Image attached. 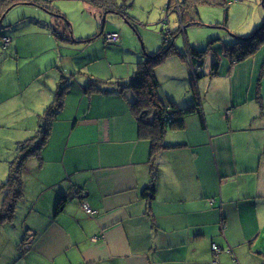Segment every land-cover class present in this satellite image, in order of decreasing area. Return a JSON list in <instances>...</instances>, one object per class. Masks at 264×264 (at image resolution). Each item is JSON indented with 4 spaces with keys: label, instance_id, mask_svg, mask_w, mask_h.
Here are the masks:
<instances>
[{
    "label": "crops",
    "instance_id": "obj_1",
    "mask_svg": "<svg viewBox=\"0 0 264 264\" xmlns=\"http://www.w3.org/2000/svg\"><path fill=\"white\" fill-rule=\"evenodd\" d=\"M81 1L96 20L99 11ZM169 1L181 0L156 3ZM10 38L0 57V208L16 143L34 133L60 81L50 65L26 68L11 82L5 63L8 54L19 56L23 41ZM30 44V56L38 52L41 60L58 54L51 34ZM178 56L167 74L185 80L189 50ZM214 58L191 72L199 104L183 128L166 129L169 147L157 156L152 197L143 194L151 183L150 141L139 137L128 95L85 93L87 76L103 77L98 73L76 79L45 144L25 162L23 196L0 223V264H264V44L241 61L219 52L216 73ZM126 70L119 76L131 74ZM161 86V100L180 107L161 96Z\"/></svg>",
    "mask_w": 264,
    "mask_h": 264
},
{
    "label": "rangeland",
    "instance_id": "obj_2",
    "mask_svg": "<svg viewBox=\"0 0 264 264\" xmlns=\"http://www.w3.org/2000/svg\"><path fill=\"white\" fill-rule=\"evenodd\" d=\"M131 1L132 6L129 7L128 13L135 19L128 22L114 14H107L104 21L103 17L98 14L96 20L91 19L89 12H82L81 0H53L51 4L49 3L50 8L60 11L59 13L66 17L69 24L68 29L63 26L61 31L57 29L56 17L41 7L28 4H17L11 7L0 19V57L5 56L6 51L2 37L9 36L13 39L17 37L23 41V44L20 47L19 56L15 53L8 54L10 58L8 63H5V67H7L6 70L10 69L6 74L9 80L15 81L16 84L18 72H23L26 68L41 66L46 69L50 65L53 67V72H56L60 78L63 75L75 73L76 79L82 81L86 80L85 73H94L96 77L98 74L103 76L98 77L99 79L115 80L123 78L119 75L122 70L128 68L132 72L131 74L129 71L126 72L123 79H129L136 69L137 62L144 60L145 54L154 55L162 46V34L180 27L177 13L167 12L166 3L159 6L156 3L157 0L154 2L141 0L144 4L139 0ZM229 1L227 5H198L197 16L192 15L195 20L185 22L184 27L172 40L173 47L182 54H186L189 48L206 50L202 59L205 66H210L212 56L214 57L215 53L219 55V47L232 43L236 38H246L252 35L264 20L262 0ZM151 4H154V7ZM43 17L53 19V26L45 28L44 21L46 20H42ZM101 29L103 34L98 35ZM53 31H56L59 36H55ZM110 32L118 33L121 37L119 42L107 43L104 40V35ZM44 34H51L56 40L58 54L54 53L51 61L50 59H39L41 56H38V52L37 56L34 54L30 56L31 51L34 50L29 49L30 43L34 39L39 40ZM87 37L92 39L87 41ZM163 46L167 47L168 44H163ZM93 55L97 59L89 61ZM178 57L180 58L177 54H168L154 67V72L160 79L157 78L158 82L162 83L160 88L164 89V92L160 89L161 96L166 94L168 97L177 98L175 102L180 107H186L192 105V101L194 102L193 91L195 90L193 89L196 88L194 82L190 81L193 76L191 71H185L187 75L185 80L170 78L167 74L173 65L177 66L173 62ZM103 64H106V68ZM80 65L84 67L82 70H80ZM120 68L121 72H118ZM205 76L206 74L201 78ZM76 82L74 80L72 84ZM126 91L132 98L133 91L130 89ZM170 99H166L167 105Z\"/></svg>",
    "mask_w": 264,
    "mask_h": 264
},
{
    "label": "trees",
    "instance_id": "obj_3",
    "mask_svg": "<svg viewBox=\"0 0 264 264\" xmlns=\"http://www.w3.org/2000/svg\"><path fill=\"white\" fill-rule=\"evenodd\" d=\"M53 0H0V19L3 14L6 13L11 7L17 4H32L37 7L43 8L45 11L52 13L59 23H62L64 28L68 29L69 24L66 17L59 13L58 10L50 8L49 3ZM87 5L98 10L101 17L107 14H114L122 17L128 22H132L134 18L128 13V9L132 4L131 0H84ZM229 0H181L167 3L165 10L176 12L180 27L163 33V44H168L167 47L162 46L154 53V55L147 56L142 61H138L136 69L133 75L129 79L115 80V81H102L91 75H88L87 82L84 86V92H102L115 91L116 93L128 95L127 89L133 91V97L129 98V105L131 111L135 115L138 122V133L141 138H148L150 141V166H151V183L148 186V197H152L154 194V182L156 179L157 171V156L161 149L169 147L164 143V133L167 128L181 129L184 124V116L191 114L197 110L198 99L195 95L192 105L177 107L173 102L166 105L158 94V80L155 76L154 67L160 63V61L168 54H177L180 52L173 47L172 40L176 36L177 32L182 29L185 22H192L195 20L192 15L197 16V6L201 4L207 5H227ZM51 4V3H50ZM262 6L264 8V0H262ZM103 20V19H102ZM1 29V27H0ZM55 36H59L57 32L53 31ZM111 33V32H110ZM116 33V32H115ZM102 29L98 35H102ZM118 34V33H117ZM169 35V36H168ZM119 36V35H118ZM5 38L2 37V39ZM10 38V37H9ZM87 41L91 40V37H87ZM11 40V38H10ZM119 40V39H118ZM3 41V40H2ZM118 42V41H117ZM116 43V42H115ZM264 44V20L262 24L246 38H236L232 43L219 47V52L232 58L234 61H241L250 55L254 54ZM189 50V63L191 65V72L194 70H200L202 65L203 53L206 50ZM214 62L211 66V72H217L218 55L214 54ZM91 58V59H90ZM89 60H96L97 57H90ZM76 80V74L71 73L63 75L60 78L59 84L53 94L51 102L43 109L38 116L37 128L34 133L27 139L16 143V152L14 160L10 163L8 169V176L6 181L2 184L1 189L5 192V199L2 207L0 208V223L13 216L15 207L18 201L23 196L21 185V172L28 157L38 154L42 146L45 144L47 137L50 133L52 123L57 117L58 113L63 107L65 94L72 85V82ZM192 80V79H191ZM103 85H110L111 88L103 87ZM173 114V119L168 121L164 114ZM65 198L61 197L55 206L54 215H58L62 212Z\"/></svg>",
    "mask_w": 264,
    "mask_h": 264
},
{
    "label": "built area",
    "instance_id": "obj_4",
    "mask_svg": "<svg viewBox=\"0 0 264 264\" xmlns=\"http://www.w3.org/2000/svg\"><path fill=\"white\" fill-rule=\"evenodd\" d=\"M118 34L115 33V32H111V33H107L104 35V40L107 42V43H115L118 41ZM10 42V38L9 37H5L3 38V43L4 45H7L8 43ZM199 69V68H198ZM83 208H84V211L89 214V215H93L94 213V210L93 208L91 207L90 204H88L86 201H83ZM211 250L215 253V255L219 252V247L215 244V243H212L211 244Z\"/></svg>",
    "mask_w": 264,
    "mask_h": 264
},
{
    "label": "flooded vegetation",
    "instance_id": "obj_5",
    "mask_svg": "<svg viewBox=\"0 0 264 264\" xmlns=\"http://www.w3.org/2000/svg\"><path fill=\"white\" fill-rule=\"evenodd\" d=\"M164 116H166V118L168 119V121H171L173 119V114L169 113V114H164Z\"/></svg>",
    "mask_w": 264,
    "mask_h": 264
},
{
    "label": "water",
    "instance_id": "obj_6",
    "mask_svg": "<svg viewBox=\"0 0 264 264\" xmlns=\"http://www.w3.org/2000/svg\"><path fill=\"white\" fill-rule=\"evenodd\" d=\"M104 18H105V16L103 17V21H104ZM103 21H102V22H103Z\"/></svg>",
    "mask_w": 264,
    "mask_h": 264
}]
</instances>
